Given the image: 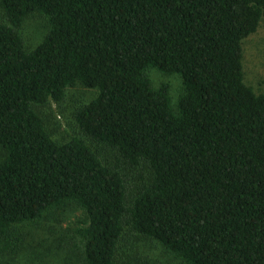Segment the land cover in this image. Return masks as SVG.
<instances>
[{
	"label": "trees",
	"instance_id": "trees-1",
	"mask_svg": "<svg viewBox=\"0 0 264 264\" xmlns=\"http://www.w3.org/2000/svg\"><path fill=\"white\" fill-rule=\"evenodd\" d=\"M0 6V264H158L152 240L181 264H264V92L243 64L264 0ZM36 12L48 31L28 49ZM150 68L181 75L176 108ZM77 84L98 92L75 113L83 137L60 143L39 108ZM69 206L73 235L33 238Z\"/></svg>",
	"mask_w": 264,
	"mask_h": 264
},
{
	"label": "rangeland",
	"instance_id": "rangeland-1",
	"mask_svg": "<svg viewBox=\"0 0 264 264\" xmlns=\"http://www.w3.org/2000/svg\"><path fill=\"white\" fill-rule=\"evenodd\" d=\"M4 11L0 6V21L4 20ZM28 49L35 48L48 31L47 17L40 12L32 13L26 17L19 29ZM243 64L245 81L256 93L264 92V23L261 22L258 29L243 40ZM148 75L155 86L167 83L171 89L174 108L177 99L183 93V79L178 73H167L156 68H150ZM98 90L77 84L66 89L65 96L60 101L50 99L39 109L45 117L46 125L53 138L60 142H68L73 137H83L75 119L77 108L94 99ZM102 147V146H101ZM104 148V147H103ZM106 149V148H104ZM105 151V150H104ZM106 156V155H104ZM111 159L114 161L113 156ZM116 162V160L114 161ZM144 171L143 167H125V174L133 175L134 184L137 186ZM133 172L134 174H131ZM82 212L74 206H69L63 211H55L29 228L33 238H46L49 233L51 238H67L73 235L77 224L82 220ZM28 228V229H29ZM135 238H146L138 237ZM154 246V247H151ZM141 250L149 255L158 264H181L178 257L163 247L160 243L143 241Z\"/></svg>",
	"mask_w": 264,
	"mask_h": 264
}]
</instances>
